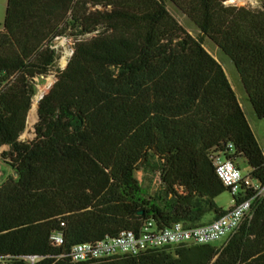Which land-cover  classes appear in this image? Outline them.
Listing matches in <instances>:
<instances>
[{"label":"trees","instance_id":"16d2710c","mask_svg":"<svg viewBox=\"0 0 264 264\" xmlns=\"http://www.w3.org/2000/svg\"><path fill=\"white\" fill-rule=\"evenodd\" d=\"M228 0H6L0 24V259L9 264H264V198L221 245L187 244L74 263L71 248L137 231L207 223L228 211L211 154L264 183V152L209 39L264 119V3ZM171 2L198 29L193 36ZM87 34H93L86 38ZM72 37L67 64L36 91ZM37 112V113H36ZM228 143L232 147H228ZM158 174L150 193L136 172ZM210 217V219H207ZM61 232L63 243L50 235ZM29 258H33L31 261Z\"/></svg>","mask_w":264,"mask_h":264},{"label":"built area","instance_id":"2783aa9c","mask_svg":"<svg viewBox=\"0 0 264 264\" xmlns=\"http://www.w3.org/2000/svg\"><path fill=\"white\" fill-rule=\"evenodd\" d=\"M228 147L231 148L232 144L228 143ZM211 160L217 177L231 195L228 211L224 215L194 227L175 222L158 228L154 221L147 220L137 231L124 230L115 237L74 245L69 253L71 261L79 263L125 254L137 255L166 246L225 242L242 223L251 220L254 203L264 198V183H259L243 173L221 152L212 153ZM50 240L53 245L59 246L63 243V235L61 232H54L50 235ZM0 264L9 263L0 259Z\"/></svg>","mask_w":264,"mask_h":264},{"label":"rangeland","instance_id":"374dc122","mask_svg":"<svg viewBox=\"0 0 264 264\" xmlns=\"http://www.w3.org/2000/svg\"><path fill=\"white\" fill-rule=\"evenodd\" d=\"M225 3L227 5H234L238 7L245 6L249 8H261L264 3V0H261V1L252 0L250 2L249 1L244 2L242 4L228 2V1H226ZM166 6H167V9L170 11V13L180 22L182 26H184L187 29V31H189V33H191L193 36L198 35L199 31L197 30V28L171 2H167ZM5 9H6V0H0V24L3 21ZM92 35L93 34H87L85 37L88 38V37H91ZM73 43H74V39L68 36L58 38L54 41L53 47L56 49L58 58L55 61V64L52 67L48 75L42 76L35 80L36 91L32 99V105H31L30 111L28 112V115H27L26 127H25L24 132L22 133L25 136L24 140H31L34 137L33 127L36 121L34 122L32 121L33 120L32 112L34 111L33 108L34 107L37 108L38 98L42 94H45L46 92H48L50 86L55 81V71L57 69H62L66 66L67 61L72 53ZM204 46L211 53H214L215 51V55L218 57L220 62L223 64L226 74L229 77V80L243 107V110L249 122V125L252 128V131L254 132L256 138L258 139L261 145V148L264 152V119H258L256 117L250 102L247 100L245 96L244 90L242 88V85L240 83L238 74L236 72V69L233 63L221 51H218V49H215L214 45L209 39L207 38L204 39ZM5 149H7V146H2L0 148V151L5 150ZM238 164L240 165V169L243 173H247L249 171V166L247 165V163L240 161L238 162ZM1 172H5V178H2L4 180L9 174L12 173L11 169L8 167L5 161L1 159V156H0V175H1ZM1 176H0V181H1ZM136 176L138 180L142 183V186L146 187L150 193H153L156 190L158 186V182H159L158 174H151L150 172L143 173L141 170H139L136 172ZM230 200H231V195L229 191L223 192L216 198V201L218 202V204L225 208L229 207Z\"/></svg>","mask_w":264,"mask_h":264},{"label":"crops","instance_id":"0c3cea01","mask_svg":"<svg viewBox=\"0 0 264 264\" xmlns=\"http://www.w3.org/2000/svg\"><path fill=\"white\" fill-rule=\"evenodd\" d=\"M249 2L250 1H252V0H248ZM247 1V2H248ZM261 1V0H260ZM198 30V29H197ZM213 44V43H212ZM214 45V44H213ZM214 47H215V49H217V46L216 45H214ZM206 48V47H205ZM207 49V48H206ZM208 50V49H207ZM209 51V50H208ZM210 52V51H209ZM211 53V52H210ZM215 58H217L218 59V57L215 55V51H214V53H211ZM222 64V63H221ZM222 66H223V64H222ZM223 68H224V66H223ZM225 70V69H224ZM226 72V71H225ZM228 77V76H227ZM228 79H229V77H228ZM230 81V80H229ZM231 83V82H230ZM232 85V84H231ZM233 87V86H232ZM234 89V88H233ZM237 95V94H236ZM238 97V96H237ZM239 100V99H238ZM240 102V101H239ZM240 105H241V103H240ZM242 106V105H241ZM243 108V107H242ZM2 175V176H1ZM1 181H0V183L1 182H3V180L4 179H2V178H5V172H1ZM207 219H210V217H208ZM221 243H223V241H221V242H217V243H215V244H217V245H221Z\"/></svg>","mask_w":264,"mask_h":264},{"label":"water","instance_id":"95a60500","mask_svg":"<svg viewBox=\"0 0 264 264\" xmlns=\"http://www.w3.org/2000/svg\"><path fill=\"white\" fill-rule=\"evenodd\" d=\"M43 95H44V94H42V95L38 98V101L43 97ZM37 104H38V103H37ZM37 120H38V114H37L36 122H37ZM36 122H35V123H36ZM33 131H34V127H33ZM33 135L35 136V133H34ZM24 138H25L24 134H21V136H20V140L24 141Z\"/></svg>","mask_w":264,"mask_h":264},{"label":"bare ground","instance_id":"6f19581e","mask_svg":"<svg viewBox=\"0 0 264 264\" xmlns=\"http://www.w3.org/2000/svg\"><path fill=\"white\" fill-rule=\"evenodd\" d=\"M247 1L248 0H228V2L239 3V4H242V3L247 2Z\"/></svg>","mask_w":264,"mask_h":264}]
</instances>
